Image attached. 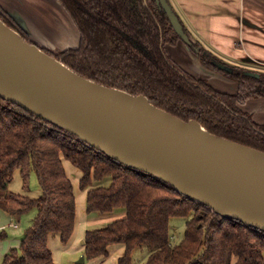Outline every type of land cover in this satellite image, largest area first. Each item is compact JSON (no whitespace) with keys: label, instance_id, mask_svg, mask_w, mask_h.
<instances>
[{"label":"trees","instance_id":"obj_1","mask_svg":"<svg viewBox=\"0 0 264 264\" xmlns=\"http://www.w3.org/2000/svg\"><path fill=\"white\" fill-rule=\"evenodd\" d=\"M58 1L76 26L79 42L56 54L44 51L85 78L143 94L184 121L197 120L212 134L264 151V124L241 107L247 99L264 98V77L242 74L234 65L226 74L237 81L236 91L228 93L180 68L166 44L181 39L155 0ZM0 19L33 43L28 32L1 9ZM197 45L189 48L201 54L204 65L213 67L212 60L222 61L199 51ZM62 159L82 173L79 188L86 190L87 213L125 211L123 217L85 231V259L104 255L108 245L121 243L125 251L117 264H131L132 251L141 246L148 250L144 264H264L263 231L212 213L170 185L123 166L0 97V209L9 214L36 210L19 247L10 248L1 264H55L49 235L58 233L62 244L69 241L76 223V199ZM15 169L25 190L30 174L36 175L39 197L7 189ZM174 216L187 217L183 238L176 244L169 231Z\"/></svg>","mask_w":264,"mask_h":264},{"label":"water","instance_id":"obj_2","mask_svg":"<svg viewBox=\"0 0 264 264\" xmlns=\"http://www.w3.org/2000/svg\"><path fill=\"white\" fill-rule=\"evenodd\" d=\"M155 1L181 41L191 45L168 0ZM10 15L28 32L19 15ZM0 97L217 215L264 232V151L212 134L197 120L184 121L143 94L79 75L1 19Z\"/></svg>","mask_w":264,"mask_h":264},{"label":"crops","instance_id":"obj_3","mask_svg":"<svg viewBox=\"0 0 264 264\" xmlns=\"http://www.w3.org/2000/svg\"><path fill=\"white\" fill-rule=\"evenodd\" d=\"M9 1L13 5L10 7V13L14 16L19 15L25 21L28 32L31 35L37 28H43L44 36L48 39L50 37L53 39L52 45L54 47L63 49L78 45L79 32L58 0H53L50 3L48 2L49 0H44L45 2L43 0H35L33 2L30 1L29 5L25 2L26 0ZM168 1L188 30V33L196 38L195 40L202 42L205 48L216 54L217 57L228 60L237 66L247 67L253 63L264 66V0ZM46 3H48V8L51 10V15H49L51 18L45 19L43 25H41L35 14L37 15V12L39 15L48 14L47 11L44 8H39L40 10L36 11L32 8ZM203 75H206L203 77L206 79L215 77V75L220 76L215 73ZM241 107L244 111L251 113L255 122L264 124V98L247 99ZM62 162L64 169L68 166L70 170L72 179L69 174H66L70 178L73 187L75 188L76 184L79 188V180L82 173L79 169L72 166L69 161L62 159ZM65 172L67 171L65 170ZM76 196H80L77 201L78 204L80 202V206L78 205L77 207L76 202V223L69 241L66 244H62L58 233H51L48 237V247L52 252L55 264H60L58 262L60 254L57 256V252H54V247H56L58 252H61L64 250L73 251L75 246L79 249L81 245L80 252H82V238L86 230L93 229L89 228L91 225L101 226L103 223L125 215V211L119 208L108 215H91L90 218H87L86 191L78 192ZM1 211L4 213V220L9 222L7 223L8 225H0V229L4 232L6 227L18 228V223L13 222V219L19 218L21 214H9L3 210ZM13 224H17V226L14 227ZM124 251L125 246L123 244H110L107 247L106 254L92 258L93 260H91L90 264H117L118 258L124 254ZM109 260H112V262Z\"/></svg>","mask_w":264,"mask_h":264},{"label":"rangeland","instance_id":"obj_4","mask_svg":"<svg viewBox=\"0 0 264 264\" xmlns=\"http://www.w3.org/2000/svg\"><path fill=\"white\" fill-rule=\"evenodd\" d=\"M30 1L33 2L35 0H26L25 2H27V4L29 5ZM51 1H53V0H49L48 2L50 3ZM46 4H44V5H38L37 4L38 6H36V8H32L35 11L38 10L39 8H44L47 11L48 14L39 15L38 12H37V15L35 14L36 19H38L41 22V25H43V22L45 19L47 20V18H51V16H49V15H51V13H50L51 10H49V8H48V3H46ZM12 6L13 5L11 4V1L0 0V9L5 14L8 13L10 15V12H11L10 7H12ZM50 24H51V22H50ZM33 30H34V28H33ZM44 34L45 33H44L43 28H40V29L37 28V30L32 32V35L30 34V32H28L29 40L35 42L36 44H38V46H40L44 50L51 52L53 54H56L63 49H66V48H63V49L58 48L56 46L54 47V45H52L53 39L51 37L48 39L47 37L44 36ZM187 34L192 39L191 45L194 42H197L199 44V45H197L199 48V51L201 49H203L204 51H208L209 53H212V52H210V50L205 48V46L202 44V42H200L199 40H195L196 38H194L190 33H187ZM191 45H188V44L186 45L185 43H183L180 40L175 45L166 44V51L168 52V54H169L170 58L173 60V62H175L180 68L184 69L186 72H188L190 74H196L198 76H201L202 78L204 76H206V75H203V73H201L200 68L198 66H196V65H198V63H200L206 69H209V71H213L215 74L220 75V76L215 75V77H208L207 79H209V80H207L206 78H203V79H206V81L208 83H211L213 88H215L217 90H220L223 92H228V93H234L236 91V86H237L236 84L234 85V83H237V81L226 74V73H232V71H233L232 66H234V64H232L228 60H224V59H222V61L213 60L218 65H224L225 66L224 63L231 65V66H228L231 69L230 72L226 71L224 69H221L219 67L217 69L213 65H212L213 67L206 66L202 63V58L200 56L201 54L199 53V55H196L192 52V49H191L192 46ZM189 46H191V48H189ZM67 48H69V47H67ZM212 54L216 55L214 53H212ZM195 57H196V59H198V62L196 61ZM240 67L241 66H239V68ZM245 68L246 69L240 68V72L242 74H244L245 71H250L253 73H258L259 77H264V66H261V65L259 66V65L253 63L252 65L247 66ZM259 77H257V78H259ZM217 79H220V80H217ZM249 114H251V113H249ZM251 117H252V115H251ZM65 163H67V162H65ZM65 170L67 171L66 173L69 174L71 179H72V175L70 173L68 166L66 167ZM73 181H76V180H73ZM28 186H29V190H25L23 188V183H22V179L19 175V171H18V169H15L13 172V175H12V179L7 184V189L10 191L19 192V193L29 195L33 198H37L41 195L40 186L38 184L36 175L33 172L29 176ZM74 189H75V193L77 195H78V192L79 193L83 192V190L79 189L78 186H76V184H75ZM84 191H86V190H84ZM76 194H75V199L77 202L78 198L80 199V196L78 197V196H76ZM85 202H86V199H85ZM78 205L80 206V202H79V204L77 202V207H78ZM114 211H116V209H114ZM210 211L212 213H214L211 209H210ZM35 213H36V210L34 208H32L31 210L22 213L19 216V218L13 219V222L18 223V228H16V229L11 228V227H6L4 232L0 229V234H2L0 236V264L2 262V258H3V255L5 254V252H7L10 248H18L19 247V244H20L19 241H20L21 237L23 236L26 228L29 226L32 218L35 216ZM3 215H4V213H2V211L0 210V225L7 224L9 222V221L4 220ZM86 215H87L86 216L87 218H90L91 215L96 216V215H102V214L95 212L92 214L87 213ZM186 219H187V217H179V216H174V217L170 218V220H169V231H170V236H171L170 241L173 244L179 243L180 240L183 238ZM111 221H113V220H111ZM111 221H109V222H111ZM109 222L103 223L101 226L100 225H95V226L91 225L89 228H93V229L99 228V227L106 225ZM80 248H81V245H80L79 249H77V246H75L73 248L74 249L73 251H65L64 250V251L58 252L56 247H54V252L55 253L57 252L56 253L57 256H58V254H60V257L58 258V262L60 264H78L77 261L79 260V258L82 255L84 256L83 251L80 252V250H81ZM147 254H148V250L145 246L136 247L132 251L131 264H144L146 257H147ZM263 256H264V254H263ZM235 259L236 258L233 257L232 262H234ZM84 260L85 261L83 263H80V264H90L91 260H93V259H84ZM109 261L112 262V260H109Z\"/></svg>","mask_w":264,"mask_h":264},{"label":"flooded vegetation","instance_id":"obj_5","mask_svg":"<svg viewBox=\"0 0 264 264\" xmlns=\"http://www.w3.org/2000/svg\"><path fill=\"white\" fill-rule=\"evenodd\" d=\"M193 50H194V48H193ZM195 50L198 51V49H196V48H195ZM211 63H212L213 66H215V68L218 69L219 65H218L216 62H214V61L212 60ZM224 64H225L226 66H231V65H228L227 63H224ZM236 66H237V65H236ZM240 68H242V69H246L245 66H241ZM229 72H230V71H229Z\"/></svg>","mask_w":264,"mask_h":264},{"label":"built area","instance_id":"obj_6","mask_svg":"<svg viewBox=\"0 0 264 264\" xmlns=\"http://www.w3.org/2000/svg\"><path fill=\"white\" fill-rule=\"evenodd\" d=\"M13 226H14V227H16V226H17V224H13Z\"/></svg>","mask_w":264,"mask_h":264}]
</instances>
